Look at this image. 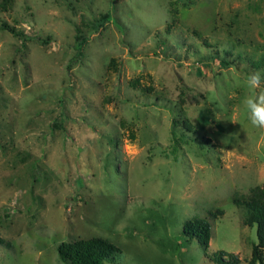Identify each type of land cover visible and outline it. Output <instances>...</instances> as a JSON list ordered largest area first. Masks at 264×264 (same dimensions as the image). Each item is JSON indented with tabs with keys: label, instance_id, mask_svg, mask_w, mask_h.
Instances as JSON below:
<instances>
[{
	"label": "rangeland",
	"instance_id": "1",
	"mask_svg": "<svg viewBox=\"0 0 264 264\" xmlns=\"http://www.w3.org/2000/svg\"><path fill=\"white\" fill-rule=\"evenodd\" d=\"M254 72L264 90V0L0 6V264H66L60 244L93 237L121 249L106 264H251L233 199L264 186Z\"/></svg>",
	"mask_w": 264,
	"mask_h": 264
},
{
	"label": "trees",
	"instance_id": "2",
	"mask_svg": "<svg viewBox=\"0 0 264 264\" xmlns=\"http://www.w3.org/2000/svg\"><path fill=\"white\" fill-rule=\"evenodd\" d=\"M11 0H3L0 6L7 8ZM5 30H11L16 36H23V33L16 31L9 25L3 26ZM234 204L244 212V223L249 227H257L259 242L253 246L251 264H264V186H257L251 189L248 195L234 196ZM221 212V211H220ZM212 226L205 218H195L187 221L183 226V234L189 240L197 238L205 251L210 247L212 238ZM1 241V240H0ZM60 258L66 264H106L115 262V257L121 252L110 240L93 237L90 239H79L71 242H63L58 247ZM227 254L218 252L215 260L218 264H223ZM233 261L225 264H237L238 258L230 255Z\"/></svg>",
	"mask_w": 264,
	"mask_h": 264
},
{
	"label": "clouds",
	"instance_id": "3",
	"mask_svg": "<svg viewBox=\"0 0 264 264\" xmlns=\"http://www.w3.org/2000/svg\"><path fill=\"white\" fill-rule=\"evenodd\" d=\"M246 94L243 106L247 119L253 127L264 129V90L261 88V74L259 72L249 73L244 80Z\"/></svg>",
	"mask_w": 264,
	"mask_h": 264
}]
</instances>
